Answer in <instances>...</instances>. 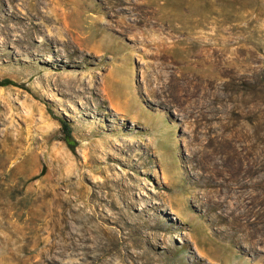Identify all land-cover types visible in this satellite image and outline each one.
<instances>
[{
	"label": "rangeland",
	"instance_id": "obj_1",
	"mask_svg": "<svg viewBox=\"0 0 264 264\" xmlns=\"http://www.w3.org/2000/svg\"><path fill=\"white\" fill-rule=\"evenodd\" d=\"M7 79L0 264H264V0H0Z\"/></svg>",
	"mask_w": 264,
	"mask_h": 264
},
{
	"label": "trees",
	"instance_id": "obj_2",
	"mask_svg": "<svg viewBox=\"0 0 264 264\" xmlns=\"http://www.w3.org/2000/svg\"><path fill=\"white\" fill-rule=\"evenodd\" d=\"M10 85H14V82L12 80H4L2 82H0V86H10ZM62 129L65 133V138L63 139V141L67 144V146L71 149L75 148L76 142L72 136V129L70 128V126L66 123H62Z\"/></svg>",
	"mask_w": 264,
	"mask_h": 264
}]
</instances>
